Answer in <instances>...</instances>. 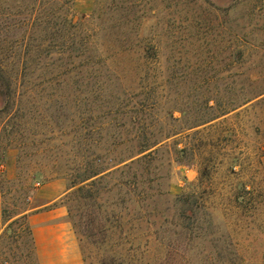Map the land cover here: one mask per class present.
<instances>
[{
  "label": "rangeland",
  "instance_id": "374dc122",
  "mask_svg": "<svg viewBox=\"0 0 264 264\" xmlns=\"http://www.w3.org/2000/svg\"><path fill=\"white\" fill-rule=\"evenodd\" d=\"M0 28L19 83L10 100L0 91V264H39L30 215L53 209L82 264H264V0H0ZM82 38L108 64L99 96L74 74ZM148 42L159 54L145 61ZM145 97L146 124L171 133L137 183L88 177L121 165L126 104ZM206 98L249 100L188 126Z\"/></svg>",
  "mask_w": 264,
  "mask_h": 264
},
{
  "label": "trees",
  "instance_id": "16d2710c",
  "mask_svg": "<svg viewBox=\"0 0 264 264\" xmlns=\"http://www.w3.org/2000/svg\"><path fill=\"white\" fill-rule=\"evenodd\" d=\"M74 25L77 27L78 24L77 22L74 23ZM13 27L18 26L17 23L12 25ZM6 31L9 29L6 26ZM5 32V31H4ZM3 32V29L0 28V42L5 43L7 39L4 37L7 34ZM2 33H4V36H1ZM21 36H17L15 39V44H19L21 42ZM12 41V40H11ZM90 40L87 39V41L82 38L80 44L76 47L75 50V57L78 60L76 61V66H75V76H81L82 72H88L91 78H94L95 80L93 83H90L92 85V91L94 93H98V96L101 94V91H103V88L98 86V82L100 81L99 77H101V72L103 71V68L107 66L106 69H108V64L105 59V55L103 51L100 48H92L89 42ZM10 43V40H9ZM12 44V43H11ZM3 51V50H2ZM15 52V51H14ZM13 52L12 56L15 55ZM241 55L243 54V51L240 52ZM2 57L0 58V91L2 95H6L10 100L12 98V95L14 94L13 89L17 88L19 85L18 82H14L12 80H9L8 78L6 79L5 76L8 73V66L7 64H4V55H7V52H2ZM159 50L152 44L151 42H148V44L145 45V47L142 50V58L145 61H148L149 59H152L154 57H158ZM84 69V70H83ZM108 80H111L112 74H107ZM144 100H138L135 105L129 106L126 104L128 108L124 111V114L131 113V122L133 123L132 128H126L125 133H126V138L124 139V144L125 146V154L123 157L119 160L118 164H121L118 167H115L112 170H109L111 167L110 166H104L101 168H97L91 172V176H95L98 174H101L105 172L103 176H110L113 174L115 171H120L121 173L126 174L127 176L132 177L134 181H130V178L126 180L125 184L133 183L136 184V178H137V173L135 170V165H139L141 162H147V164H150V161L154 157V153L157 150L156 146L160 144L165 138H168L170 136V131H166L164 128H161L159 130H156L153 126L146 124L147 122V115L145 116V111L148 109H152L153 107L149 103H145ZM9 100H6V105L3 107H0V110L7 109L10 104ZM212 98H206V107L208 109L207 112L202 113V114H197L194 116V120H191V122L188 123V126L193 127L197 126L199 124L205 123L207 121H210L212 119L217 118L221 114H225L231 110H234L238 108L240 105L243 103H246L249 99L248 98H243L240 101H235L233 102L230 106H224L222 108V104L218 102V100H214L215 104H211ZM217 110V112H214ZM144 114L142 117L139 116V114ZM221 113V114H219ZM151 115V114H150ZM126 125V124H125ZM183 150V149H182ZM117 164H114L116 166ZM144 170L147 174L150 173V168L149 166L144 167ZM87 184L84 186L80 187V190L84 191H90L89 186L93 185ZM89 195H85V198H87ZM179 202L180 205L178 206V211H179V217L182 219H191V215L196 213V204L189 195H182L179 197ZM188 212H192V214H189ZM75 223V222H74ZM78 227H81V224H77ZM185 229H192L195 230L198 228V226H194L190 223L188 224H183L182 225ZM81 229V228H80ZM83 233V230H82ZM84 234V233H83Z\"/></svg>",
  "mask_w": 264,
  "mask_h": 264
},
{
  "label": "crops",
  "instance_id": "0c3cea01",
  "mask_svg": "<svg viewBox=\"0 0 264 264\" xmlns=\"http://www.w3.org/2000/svg\"><path fill=\"white\" fill-rule=\"evenodd\" d=\"M52 210V220L43 223L40 219L48 212L30 215L36 254L39 264H82L78 244L67 224L61 223ZM51 212V211H50ZM66 229V231H63ZM66 239L69 240L68 246Z\"/></svg>",
  "mask_w": 264,
  "mask_h": 264
}]
</instances>
